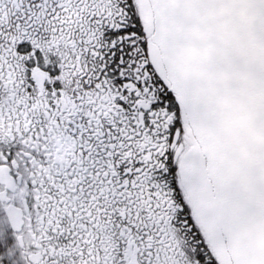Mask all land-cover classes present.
<instances>
[{
    "label": "snow or ice",
    "instance_id": "6c2138e0",
    "mask_svg": "<svg viewBox=\"0 0 264 264\" xmlns=\"http://www.w3.org/2000/svg\"><path fill=\"white\" fill-rule=\"evenodd\" d=\"M0 264H264V0H0Z\"/></svg>",
    "mask_w": 264,
    "mask_h": 264
}]
</instances>
